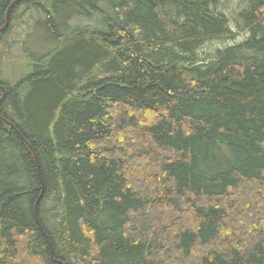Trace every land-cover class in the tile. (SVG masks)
<instances>
[{
	"label": "trees",
	"instance_id": "trees-1",
	"mask_svg": "<svg viewBox=\"0 0 264 264\" xmlns=\"http://www.w3.org/2000/svg\"><path fill=\"white\" fill-rule=\"evenodd\" d=\"M228 2L11 6L0 264H264V0ZM16 23L47 49L7 80Z\"/></svg>",
	"mask_w": 264,
	"mask_h": 264
},
{
	"label": "rangeland",
	"instance_id": "rangeland-1",
	"mask_svg": "<svg viewBox=\"0 0 264 264\" xmlns=\"http://www.w3.org/2000/svg\"><path fill=\"white\" fill-rule=\"evenodd\" d=\"M228 1H229L228 6H230L232 10L236 9L240 2V0H228ZM26 20L28 21V17H26ZM83 21L90 22V20L87 21V19H84ZM26 27L27 24L16 23L13 27L12 32L9 33L8 35L9 40H13V43L10 46L7 44L9 55L3 56V62H6L11 59L13 61L8 62L7 66L2 71V78L4 79L15 80L21 75L28 73L31 70V66L29 65V63H27V60L32 61L33 57L40 56L42 52H44L47 49L46 44L45 43L43 44V42L40 41L42 36L40 30L34 27L29 32V35L25 38L26 42L22 45L23 49L26 48L27 50H29V53L28 54L23 53L21 57H17L19 56V54H21L20 39L23 38ZM234 37L235 40L241 41L245 38V33L243 31L235 29ZM226 38H217L210 42H207L201 51V56L206 57L207 59L208 54H211L216 47L225 46L229 41H233V39L230 40ZM41 43L43 45H41ZM24 55H28V58L26 57L25 59Z\"/></svg>",
	"mask_w": 264,
	"mask_h": 264
},
{
	"label": "water",
	"instance_id": "water-1",
	"mask_svg": "<svg viewBox=\"0 0 264 264\" xmlns=\"http://www.w3.org/2000/svg\"><path fill=\"white\" fill-rule=\"evenodd\" d=\"M16 1H19V0H14V1L11 3L10 7L8 8V11H7V14H6V21H5V24H4L2 27H0V33H1L3 30H5V29L7 28V26L9 25V14H10V8H11L12 5H14V3H15ZM0 87L2 88V90H3V92H4V87H3V86H0ZM38 199H39V198H38ZM37 202H38V200H37ZM37 202H36L35 205H37ZM39 224H40V222H39Z\"/></svg>",
	"mask_w": 264,
	"mask_h": 264
}]
</instances>
